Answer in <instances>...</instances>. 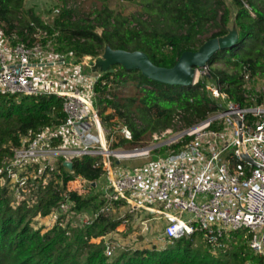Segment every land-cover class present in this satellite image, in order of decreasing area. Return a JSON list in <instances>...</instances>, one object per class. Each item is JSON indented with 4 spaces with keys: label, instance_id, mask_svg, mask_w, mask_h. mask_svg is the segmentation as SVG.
<instances>
[{
    "label": "built area",
    "instance_id": "built-area-1",
    "mask_svg": "<svg viewBox=\"0 0 264 264\" xmlns=\"http://www.w3.org/2000/svg\"><path fill=\"white\" fill-rule=\"evenodd\" d=\"M31 25L33 23H30ZM35 38L46 32L35 27ZM34 42V41H33ZM42 42L28 45L15 34L0 28V94L41 97L55 95L62 100L65 118L58 123L37 128L23 136L12 149L11 157L3 162L0 180L13 192V205L23 200L34 203V191L39 182L46 185L53 173L60 172L61 163L69 170L64 183V199L48 215L53 224L81 227L91 224L99 214L116 212V203L129 212L143 211L153 218L134 216L139 232L126 237L102 236L106 256L118 249H126L134 235L142 234L152 219L163 220L158 238L172 243L194 233L215 250L225 245L231 233L242 228V237L251 253L258 259L244 264H264V106H242L221 90L219 85L205 84V89L219 108L205 119L173 131L167 127L153 139L166 141L149 147L131 150H112L107 129L96 105L101 95L94 84L101 73L83 75V68L94 65L93 56L65 58L48 49ZM206 74V73H205ZM198 80L195 79L193 84ZM181 115L180 111H178ZM180 124L181 120L176 119ZM114 131V130H113ZM122 138L130 140L131 132L125 124L120 127ZM166 146L158 155L133 168L112 165L111 157L149 156L151 150ZM177 145L176 148H171ZM145 149V150H143ZM138 150H143L136 152ZM127 152H131L130 154ZM101 156L102 172L94 180L84 179L80 190L70 187L76 180L72 162L83 155ZM65 163H71L68 168ZM56 165V166H55ZM102 186L98 199L101 204L93 211L75 209L71 191L78 194ZM1 182V181H0ZM1 184V183H0ZM85 189L86 191H82ZM159 203L161 206H155ZM77 217L74 218V217ZM38 217V216H36ZM122 222H128L125 213ZM110 233L106 234L109 235ZM101 238V237H100ZM98 238V239H100ZM109 238V239H107ZM129 248V247H128Z\"/></svg>",
    "mask_w": 264,
    "mask_h": 264
},
{
    "label": "trees",
    "instance_id": "trees-1",
    "mask_svg": "<svg viewBox=\"0 0 264 264\" xmlns=\"http://www.w3.org/2000/svg\"><path fill=\"white\" fill-rule=\"evenodd\" d=\"M24 1L0 0V24L7 25L5 33L8 35L19 26L21 40L28 45L35 41L33 34L35 27H39L46 32L42 42L57 32V40L61 42L57 49L66 48L79 58L98 56L108 46L113 50L143 51L155 65L163 67H172L182 52L197 50L204 42L200 36L208 27L217 28L208 39L225 36L233 19L237 31L235 42L215 52L206 63L210 67L216 61H223L232 72L209 68L201 79L188 86L161 83L118 63L111 67L112 71L106 70L100 75L94 90L101 95L104 106L99 107L98 102L96 105L105 125L111 126L116 114L130 130L132 138L121 141L140 142L145 131L170 127L178 111L188 125L216 111L219 106L205 89V79L221 85V90L242 106L253 104L243 95L244 77L264 79V7L251 0H230L234 11L225 0H176L171 14L174 30L146 26L135 16L132 20L136 24L128 25L127 21L126 25L125 17L108 9L96 12L94 25L91 21L72 19L71 10L63 7L53 23L48 24L33 12L25 14ZM144 1V10L151 13V1ZM124 76L127 81L136 82V93L123 101H119L115 93H112L114 99L105 97L113 82H126ZM262 102L263 97L256 100L258 104ZM107 107L113 108L114 113L104 114ZM64 118L62 100L55 95L0 94V169L23 136ZM134 118H138L143 127L138 128ZM101 165L99 155L86 154L74 159L71 170L77 176L69 186L80 190L83 178L94 180L100 175ZM58 168L60 172L53 173L46 185L39 182L33 193L34 203L23 200L13 205V195L0 184V264H244L247 260H258L238 231L231 233L227 239L229 243L218 249L217 256L211 253L198 233L174 240L163 249L126 248L106 256L104 241L92 240L116 229L121 222L116 212L99 214L91 224L81 227H62L58 222L46 229L34 226L36 216L48 215L64 199L65 187L60 182L62 176L64 183L69 179L66 176L69 172L61 163ZM99 193L98 190L88 194L71 191L69 197L75 209L93 211L101 204ZM116 207H120V203H116Z\"/></svg>",
    "mask_w": 264,
    "mask_h": 264
},
{
    "label": "rangeland",
    "instance_id": "rangeland-1",
    "mask_svg": "<svg viewBox=\"0 0 264 264\" xmlns=\"http://www.w3.org/2000/svg\"><path fill=\"white\" fill-rule=\"evenodd\" d=\"M152 4V11L151 13L147 12L144 10L145 6V1L144 0H25L24 1V6H23V12L26 14V12H33L37 14L42 20L47 22L48 24L53 23V18L59 13L60 8H67L70 9L72 12V19H83L87 21H91V24L96 25L97 21L94 20L95 14L98 11H102L103 9H108L110 11H113V13H118L120 16L126 18V25L128 21V25H134L136 24V21L132 20V16H135L139 18L145 25H150L154 26L159 29H164V30H174V23L172 22L171 19V14L173 12V5L175 4L176 0H150ZM252 2L256 3L257 5H260L262 8L264 7V0H251ZM226 3H228L231 6V10L234 11V8L232 7V4L230 3V0H225ZM24 15V14H23ZM16 24V23H15ZM17 26V24H16ZM0 28L3 29L4 31L7 29V25L4 23L0 24ZM18 28H14L11 32V34H15L18 39H22V36L18 33ZM228 33L225 36H222V39H225L228 42H233L237 38V31L234 27L233 19L229 22L228 26ZM217 28L216 27H208V29L200 36V39L202 41H207L209 35L211 32L215 31ZM97 31L100 33L101 28H97ZM59 34V33H58ZM57 32H55L52 35H48L47 41L42 42V38L44 37H39L36 38L35 41L37 42H42V47L43 50H46L45 44L49 42V45L47 46L49 50H53L54 52L58 53L59 55H62L65 58H76L77 60H80L79 57L75 56L71 52H67L66 48L58 50L57 47H61V42L57 40L58 36ZM34 41V42H35ZM32 42V43H34ZM203 42V43H204ZM111 48L108 46H105L103 49L102 54L98 56H93L94 59H92L90 62L94 65L93 67L89 68L88 66L85 65L84 69L81 70L84 76L92 75L95 73H104L106 70H109L114 64H111V60H114L116 58V54L110 53ZM109 60V61H108ZM209 68H214V69H226L228 72H232L233 70L227 66L224 65L223 61H216L214 62L210 67L206 64L203 67L197 68L196 70V78L195 79H201L205 73L209 71ZM126 79V82L124 83H112L109 87L108 93H106L105 97L109 99H114L112 96V93L116 94V98L119 101H123V99L127 98L128 96L134 95L136 93V82L134 81H127V76H124ZM211 81L208 79H205V84L210 85ZM221 86V85H219ZM243 95L251 101L253 104L251 105H256V100L259 97H263V102L260 103L264 106V79L261 78H253L250 80L248 77H244V82H243ZM102 97H98L97 102L99 103V107L103 108L104 106V101H101ZM108 113H114L113 108L107 107L104 110V114ZM178 112L174 113L173 119H172V126L173 131L175 132L178 129H181L184 126H187L188 123L186 122L185 119L182 118V116H178ZM114 119L112 121V125H114V128L110 130L111 134H109L107 138V144H109V147L112 150H131L134 148H141V147H149V146H154L159 143H163L166 141V138L163 139H158L154 140L153 135L154 134H159L162 131H152L149 132V130L145 131L142 133L141 137L142 139L140 142H130V141H125L122 140V134L120 132V127L124 122L120 120L116 114L113 116ZM176 119H180L181 122L178 124L176 122ZM102 122L104 123V126L109 129L110 126L105 125L104 120L101 117ZM135 123L137 124L138 128L143 127V124L139 121L138 118H134ZM111 125V126H112ZM114 130V131H113ZM167 147L166 146H161L159 150H151L149 156H136V157H129V158H120V165L122 167H127V168H133L135 166L141 165L149 160L155 159L158 155H164L166 153ZM117 158L115 156L111 157L112 165L114 164V161ZM56 166V165H55ZM69 172V170L67 171ZM1 185L5 184L6 181L0 180ZM9 191L13 192L11 189L12 183L10 185L9 183ZM102 186V178L98 179V187L97 190L100 192V189ZM97 190L93 191H86L83 189L82 191H86L83 194H88V193H94ZM97 193V192H96ZM155 206H161L159 203H156ZM85 211V210H84ZM85 212H90V211H85ZM139 217H143L146 219L153 218L151 214H148L143 211H138L136 210L134 214ZM115 216L118 217V214ZM74 218L77 219L75 216ZM133 216L131 219H129L130 223L133 220ZM152 224L148 229H146L142 234L136 233L134 237L137 240H131L132 242L127 245V248H152L156 247L157 249H163L166 245L169 243L166 242L163 239L158 238V234L161 231V225H160V220L158 219H153L151 221ZM33 225L34 226H42L45 229L50 228L53 225V221L49 215L46 216H38L35 217L33 220ZM68 226H71L70 223H68ZM78 227V226H77ZM140 228H133L130 227L129 233L132 232H139ZM247 233V229H240L238 230L237 234L238 235H243ZM113 237V233L109 235H105V237ZM200 237V236H199ZM109 239V238H107ZM100 240L103 241V238L101 237L100 239H93L92 242H99ZM229 243V240L225 241V245ZM224 245V246H225ZM219 248L215 250H211V253L214 256H217L219 253ZM118 250V249H117ZM116 250V252H117ZM122 250V249H120ZM119 251V250H118Z\"/></svg>",
    "mask_w": 264,
    "mask_h": 264
},
{
    "label": "water",
    "instance_id": "water-1",
    "mask_svg": "<svg viewBox=\"0 0 264 264\" xmlns=\"http://www.w3.org/2000/svg\"><path fill=\"white\" fill-rule=\"evenodd\" d=\"M232 44L233 42H228L221 37L208 39L197 50L182 52L172 67L155 65L148 55L140 50L112 49L110 53L117 56L111 60V64L118 63L125 69L139 70L145 77L161 83L188 86L193 84L197 68L205 66L215 52ZM65 165L71 168V163H65Z\"/></svg>",
    "mask_w": 264,
    "mask_h": 264
},
{
    "label": "crops",
    "instance_id": "crops-1",
    "mask_svg": "<svg viewBox=\"0 0 264 264\" xmlns=\"http://www.w3.org/2000/svg\"><path fill=\"white\" fill-rule=\"evenodd\" d=\"M83 69H84V68H83ZM114 165H115V166L120 165V161L115 160V161H114ZM123 212L125 213V218L128 219V222H129V219H131L132 216H133V217L136 216V215H132V214H134L135 211H133V212H129V211H128V208H127L125 205H121V206L118 208V210L116 211V213L118 214V217L121 219V222H120V224L116 227V229H115L114 231H111V232H110V234L113 233V235L116 236V237H126L127 235H129L130 233L127 232V231H129L130 227H132V229H133V228H137V227L140 228V225L137 224V223H135L134 220H132L130 223H128V222L123 223V222H122V218H121V214H122ZM158 220H159V219H158ZM151 221H153V219H152ZM151 221L149 222V227H150V225L152 224ZM163 224H164V221H163V220H160L161 230H162ZM149 227H148V228H149ZM148 228H147V229H148Z\"/></svg>",
    "mask_w": 264,
    "mask_h": 264
},
{
    "label": "bare ground",
    "instance_id": "bare-ground-1",
    "mask_svg": "<svg viewBox=\"0 0 264 264\" xmlns=\"http://www.w3.org/2000/svg\"><path fill=\"white\" fill-rule=\"evenodd\" d=\"M118 58V57H117ZM195 78H196V73H195ZM143 150H145V149H143ZM143 150H138V151H135L134 153H136V152H140V151H143ZM127 153H131V152H127Z\"/></svg>",
    "mask_w": 264,
    "mask_h": 264
}]
</instances>
